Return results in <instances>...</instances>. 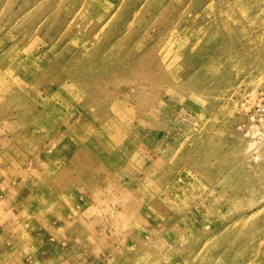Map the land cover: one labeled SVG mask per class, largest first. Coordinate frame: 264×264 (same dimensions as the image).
<instances>
[{"label":"rangeland","instance_id":"1","mask_svg":"<svg viewBox=\"0 0 264 264\" xmlns=\"http://www.w3.org/2000/svg\"><path fill=\"white\" fill-rule=\"evenodd\" d=\"M145 249L264 264V0H0V264Z\"/></svg>","mask_w":264,"mask_h":264},{"label":"bare ground","instance_id":"2","mask_svg":"<svg viewBox=\"0 0 264 264\" xmlns=\"http://www.w3.org/2000/svg\"><path fill=\"white\" fill-rule=\"evenodd\" d=\"M18 94L19 95H21V93H19L18 92ZM65 127H66V123H65ZM32 200L31 201H33V200H35V198H31ZM27 208H29L28 210H33V206H32V204L30 203V206H28ZM119 237V236H118ZM114 238H116V236H114ZM157 238H158V236H156L154 239H152V243H153V241L154 242H156V240H157ZM156 239V240H155ZM148 246H149V242H148V244H147V247H146V249H148ZM144 250L143 252H141L140 254H138V255H136L134 258H133V260H132V262L130 263V264H138V263H140V262H142V259L144 258V257H147V250ZM211 262V261H210ZM216 263V262H215ZM208 264H209V262H208ZM211 264H212V262H211Z\"/></svg>","mask_w":264,"mask_h":264}]
</instances>
